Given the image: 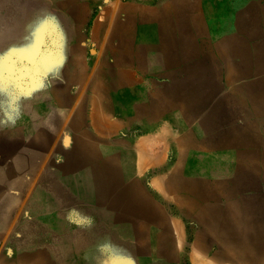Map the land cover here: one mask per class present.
Instances as JSON below:
<instances>
[{
	"label": "crops",
	"instance_id": "1",
	"mask_svg": "<svg viewBox=\"0 0 264 264\" xmlns=\"http://www.w3.org/2000/svg\"><path fill=\"white\" fill-rule=\"evenodd\" d=\"M110 3L101 22L95 21L89 28L88 41L98 49L93 64H83L84 46L75 40L70 48L75 47V53L69 54L73 63L63 72L64 86L72 89L76 84L74 93L82 95L84 102L75 97L48 103L44 119L39 121L43 153L31 175L8 165L18 150H7V160L0 162V199L18 197L19 213L11 216L8 208L0 209V264H179L191 252L187 248L190 226L184 215L196 205L190 192L195 187L189 178L176 181V174L183 175L184 169L167 164L169 155L188 153L184 143L192 138L187 133L182 149H175V112L176 120L181 121L176 124L197 126L199 131L203 127L200 144L213 141L216 152L231 158L238 156L239 125L264 126V45L241 33L243 26L238 24L235 34L215 41L213 52L196 57L198 62L212 64L190 86L189 54L182 55L185 64L178 70L160 67L174 59L170 49L173 31L163 27V6L154 0ZM243 21L246 29L253 28L248 12ZM147 35L155 41L144 42ZM147 44L165 49L153 54L142 48ZM144 63L155 64L147 72ZM223 63L227 64L223 67ZM147 92L167 95L172 101L165 102L163 113L151 107L147 114L141 100ZM191 94H201L192 108ZM211 120L213 140L205 128ZM22 124H26L24 118ZM138 126L146 128L137 132ZM262 135L264 140V128ZM141 146L149 154L138 151ZM139 158L149 166H138ZM219 180L212 191L208 187L205 193L198 192L197 212L204 213L201 219L208 223L220 222L222 214L229 213L231 203H223L227 209L222 208L220 189L228 192L226 202L238 197L239 189H248L242 182L235 181L232 187ZM18 184L25 185L22 194L17 193ZM18 254L27 255L26 261H15Z\"/></svg>",
	"mask_w": 264,
	"mask_h": 264
},
{
	"label": "rangeland",
	"instance_id": "2",
	"mask_svg": "<svg viewBox=\"0 0 264 264\" xmlns=\"http://www.w3.org/2000/svg\"><path fill=\"white\" fill-rule=\"evenodd\" d=\"M121 1L125 4L133 3V0ZM110 2L111 0H0V141L6 151L42 148L44 142L38 141V130L41 128L39 121L44 119L48 103L73 100L75 97H79V102H84L82 95L74 93L76 84L72 85V89L64 86L63 72L73 63L69 60V54L75 53V47L70 49L75 40L84 46L86 59L83 64H93L91 59L98 54V49L93 42L88 41L89 28L93 22H101L103 12L111 6ZM154 3L163 6V27L167 26L173 31L170 49L174 59L169 63H160L161 66L158 63V66L178 70L185 64L181 61L182 55L189 54L191 60L186 62L189 65L186 70L190 76V86L197 84L201 80L198 75L212 64L198 62L196 57L213 52L215 41L235 34L238 24L243 26L241 33L249 34L258 44L264 45V0H154ZM247 12L253 22L252 29L244 27L243 18ZM164 32L165 30L163 38L166 36ZM148 36L143 39L144 42L149 44L155 41ZM134 37L135 40L139 39L137 35ZM148 44L142 48L153 54H160L165 49L160 44ZM136 48L140 49L132 47L133 50ZM152 64L155 63H144L147 72H150V65L154 66ZM226 64L223 63V67ZM72 72L74 74L75 69ZM221 91H226L224 82L221 84ZM199 95H190L191 108L197 105ZM166 96L143 93L141 100L147 108V114L151 107L158 109V112L164 110L165 102L172 101ZM23 118L26 120L24 126ZM174 120L175 149H182L187 133L192 138L189 144L184 143V149L188 153L169 155L167 164L184 169L183 175L176 174L179 178L176 181L181 183L182 177L189 178L190 185L195 187L190 192L196 205L191 206V213L184 215L190 226L187 248L192 251L190 255L184 254L179 264H260L264 250V126L239 125L238 135L242 134L244 137L238 136V156L231 158L216 152L213 141L204 140L200 144L198 135L203 132V127L199 131L197 126L179 125L181 121L176 120V112ZM211 122L212 120L206 121L205 128L208 133L206 135L213 140L214 127ZM145 128L136 127L137 132ZM12 139L15 142L6 141ZM177 141H182V144ZM30 174L31 172L28 175ZM217 178L228 186H232L235 181L242 182L248 189H239V196L226 202L225 195L228 192L220 186L222 189L218 194L222 204L231 203L229 213H223L220 222L208 223L201 219L203 213L199 212L198 215L197 212V202L201 200L198 199V192L205 193L204 190L208 187L212 191ZM4 208L8 207L0 209ZM222 208L227 209L226 204ZM226 256H231L232 259H226Z\"/></svg>",
	"mask_w": 264,
	"mask_h": 264
},
{
	"label": "bare ground",
	"instance_id": "3",
	"mask_svg": "<svg viewBox=\"0 0 264 264\" xmlns=\"http://www.w3.org/2000/svg\"><path fill=\"white\" fill-rule=\"evenodd\" d=\"M116 8V7H115ZM119 13V12H118ZM141 13V12H140ZM139 13V14H140ZM126 14V13H125ZM142 14V13H141ZM138 15V14H137ZM142 19V18H141ZM152 20V19H151ZM118 22V21H117ZM134 22V21H133ZM140 22V21H139ZM156 22V21H155ZM114 23H116V20H115V22ZM131 27V26H130ZM115 29V28H114ZM132 29V28H131ZM107 33V32H106ZM105 33V34H106ZM113 33V32H112ZM110 35H111V33H110ZM132 36V35H131ZM130 36V37H131ZM103 37H105V36H103ZM109 37V36H108ZM115 39H116V37H115ZM182 42V41H181ZM102 43H103V40H102ZM178 48V47H177ZM177 52H178V50H177ZM180 53V52H179ZM178 55V54H177ZM107 70H105V72H106ZM95 72V71H94ZM97 74V73H96ZM98 75V74H97ZM74 76V75H73ZM103 76V75H102ZM104 77V76H103ZM106 78V77H105ZM107 79V78H106ZM76 80V79H75ZM102 81V80H101ZM103 83V82H102ZM96 85V84H95ZM96 87V86H95ZM104 87V86H103ZM92 88H94L93 86H92ZM96 89V88H95ZM93 95V94H92ZM95 102H96V100H95ZM100 103V102H99ZM95 104V103H94ZM93 104V105H94ZM95 106V105H94ZM117 106V105H116ZM114 107V106H113ZM149 111H151V110H149ZM154 111V110H153ZM158 111V110H157ZM122 113V112H121ZM150 114V113H149ZM153 114H155V113H153ZM95 116H96V113H95ZM94 116V117H95ZM94 117H93V119H94ZM73 121V120H72ZM77 121V120H76ZM94 121V120H93ZM152 124V123H151ZM35 125V124H34ZM97 125V124H96ZM37 126V125H36ZM112 126V125H111ZM110 127V126H109ZM113 128V127H112ZM165 128V127H164ZM198 128V127H197ZM35 129V128H34ZM149 130H151V128L149 129ZM39 131V130H38ZM98 131H100V130H98ZM102 131V130H101ZM148 131V130H147ZM167 131H168V129H167ZM163 133V132H162ZM169 134V133H168ZM24 135V134H23ZM28 135V134H27ZM239 136V135H238ZM241 136H242V134H241ZM23 137V136H22ZM184 137V136H183ZM244 136H242V138H243ZM239 138V137H238ZM246 138V137H245ZM145 139H148L147 137L145 138ZM150 139V138H149ZM152 139V138H151ZM154 139V138H153ZM240 139V138H239ZM242 140V139H241ZM245 140V139H244ZM248 140V139H247ZM47 141V140H46ZM49 142V141H48ZM157 142V141H156ZM68 143V139H66L65 141H64V144L66 145ZM152 143V142H151ZM179 143V142H178ZM236 143V142H235ZM249 143H250V141H249ZM2 144H3V142H1L0 141V162H2L4 159H6V155H7V151L4 149V148H2ZM140 144V143H139ZM155 144V143H154ZM158 144V143H157ZM236 144H238V143H236ZM245 144H246V142H245ZM136 145H137V143H136ZM147 145V144H146ZM164 145V144H163ZM197 145V144H196ZM248 145V144H247ZM40 146V145H39ZM42 146V145H41ZM149 146V145H148ZM148 146H146V147H148ZM234 146V145H233ZM135 147V146H134ZM150 147V146H149ZM165 147V146H164ZM186 147V146H185ZM102 148V147H101ZM138 148V147H137ZM136 148V149H137ZM141 148L142 149H137L138 151H140L141 152V150H143L144 149V147L143 146H141ZM189 148V147H188ZM147 149V148H146ZM154 149V148H153ZM29 150V151H28ZM46 150V149H45ZM155 150V149H154ZM144 151V150H143ZM142 151V152H143ZM147 151H149L148 149H147ZM151 151V150H150ZM27 152H29V154H27ZM141 152V153H142ZM145 152V151H144ZM152 152V151H151ZM43 153V150H42V148L40 149V148H34V147H29V148H22V150H19V152L16 154H14L15 155V157L14 158H12V161H10V163L8 164L13 170H17L18 169V171H24V172H26V174H29V172H31V174L33 173V172H35L36 171V169H37V165H38V161L40 160L39 158V155L40 154H42ZM145 153H147V154H149L148 152H145ZM153 153V152H152ZM144 154V153H143ZM147 154H145V155H147ZM161 155V154H160ZM159 155V156H160ZM142 157V156H141ZM152 157V156H151ZM237 157V156H236ZM146 158H147V156H146ZM155 159H157V158H155ZM7 160V159H6ZM149 160V159H148ZM85 162H86V160H85ZM84 162V163H85ZM119 162V161H118ZM149 162V161H148ZM89 163V162H88ZM136 163H138L139 165L138 166H140L141 168H147V166H149V164L148 163H146L145 162V159H143V158H139V162H136ZM92 164V163H91ZM120 164V163H119ZM69 166V165H68ZM87 166V165H86ZM136 166V165H135ZM137 166V167H138ZM136 167V168H137ZM151 167V166H150ZM82 168V167H81ZM88 168V167H87ZM118 170V169H117ZM121 170V169H120ZM137 170H139L140 171V169L138 168ZM136 170V171H137ZM78 171V170H77ZM85 172V171H84ZM143 173V172H142ZM30 174V175H31ZM37 174V173H36ZM167 174H169V173H167ZM17 176H18V174H16ZM116 175V174H115ZM115 175H114V177H115ZM124 175V174H123ZM33 176V175H32ZM161 176V175H160ZM173 176V175H172ZM121 179V178H120ZM161 180H162V178H161ZM96 181V180H95ZM126 181V180H125ZM158 181H159V179H158ZM191 182V181H190ZM158 183V182H157ZM23 186H25L24 184H18L17 185V189H18V191H19V193L18 194H22V192H23ZM94 186V185H93ZM83 187V186H82ZM118 187V186H117ZM143 187V186H142ZM35 188V187H34ZM96 188V187H95ZM99 188V187H98ZM172 188V187H171ZM115 189V188H114ZM159 189V188H158ZM39 190V189H38ZM101 190V189H100ZM99 190V191H100ZM161 190V189H160ZM25 191V190H24ZM98 191V192H99ZM162 192V191H161ZM95 193V192H94ZM147 193V192H146ZM163 193V192H162ZM167 193V192H166ZM37 194V193H36ZM161 194V193H160ZM165 194V193H164ZM171 195V194H170ZM4 196V195H3ZM47 196V195H46ZM28 197V196H27ZM168 196H166V198H167ZM14 197H3V198H1L0 199V208L1 207H3V206H7L8 207V213H9V215H15V214H19V213H16V209L14 208L15 206H16V202H17V199H18V197H17V199L16 198H14ZM21 199V198H20ZM25 199V198H24ZM29 199V198H28ZM26 200V199H25ZM168 200V199H167ZM185 200V199H184ZM196 200V199H195ZM36 201V200H35ZM48 201V200H47ZM190 201V200H189ZM22 202V201H21ZM50 202V201H49ZM169 202V201H168ZM200 202V201H199ZM9 203H11V204H9ZM28 203V202H27ZM34 203V202H33ZM167 203V202H166ZM210 203V202H209ZM37 204V203H36ZM205 204V203H204ZM252 204V203H251ZM21 205V204H20ZM34 206V205H33ZM208 206V205H207ZM29 207V206H28ZM44 207H45V205H44ZM50 207H52V206H50ZM21 208V207H20ZM34 208V207H33ZM46 208V207H45ZM189 208V207H188ZM31 208H29V210H30ZM36 209V208H35ZM179 209V208H178ZM34 210V209H33ZM199 210H201V209H199ZM23 211V210H22ZM28 211V209L26 210L25 209V211H24V214L26 215V212ZM190 211V210H189ZM18 212V211H17ZM38 212V211H37ZM167 212H168V210H167ZM186 212V211H185ZM21 213V212H20ZM118 214V213H117ZM204 214V213H203ZM28 215V214H27ZM199 215V214H198ZM31 217V216H30ZM19 218V217H18ZM126 218V217H125ZM119 219V218H118ZM170 219V218H169ZM210 219V218H209ZM223 219H225V218H223ZM222 219V220H223ZM171 220V219H170ZM117 221V220H116ZM225 221V220H224ZM227 221V220H226ZM29 222V221H28ZM34 222V221H33ZM134 222V221H133ZM222 223H223V221H222ZM228 223V222H227ZM26 224H28V223H26ZM173 224V223H172ZM224 224V223H223ZM148 226V225H147ZM224 226V225H223ZM39 227V226H38ZM230 227V226H229ZM176 228H177V226H176ZM179 228H180V226H179ZM151 229V228H150ZM216 229V228H215ZM147 230V229H146ZM155 230V229H154ZM211 230V229H210ZM32 231H34V230H32ZM157 231V230H156ZM183 231V230H182ZM218 231V230H217ZM37 232V231H36ZM39 232V231H38ZM117 232V231H116ZM150 233V232H149ZM155 233V232H154ZM36 234V233H35ZM142 234V233H141ZM32 235V234H31ZM133 235V234H132ZM140 235V234H139ZM167 235V234H166ZM175 235H176V233H175ZM24 236V235H23ZM169 236V235H168ZM181 236V235H180ZM177 237V236H176ZM183 238V237H182ZM259 239V238H258ZM122 240V239H121ZM171 240V239H170ZM178 240V239H177ZM41 241V240H40ZM172 242V241H171ZM178 242H179V240H178ZM133 243V242H132ZM168 244V243H167ZM178 244H180V243H178ZM130 245V244H129ZM195 245V244H194ZM197 245V244H196ZM254 245V244H253ZM42 246V245H41ZM162 246V245H161ZM184 246V245H183ZM199 246V245H198ZM45 247V246H44ZM167 247V246H166ZM165 247V248H166ZM171 247V246H170ZM182 248V247H181ZM196 248V247H195ZM52 249V248H51ZM175 249V248H174ZM194 249V248H193ZM171 250H172V248H171ZM192 251V250H191ZM261 251V250H260ZM200 252V251H199ZM62 253V252H61ZM242 253V252H241ZM168 254V253H167ZM171 254V253H170ZM172 255V254H171ZM261 255H263V257H262V259H261V261L259 260V262H260V264H264V250H263V252H262V254ZM27 255H25V254H18L17 256H16V259H15V261H18V262H24V261H26V259H27ZM5 258V257H4ZM3 258V259H4ZM226 259H232L231 258V256H226ZM234 259V258H233ZM223 260V259H222ZM35 261V260H34ZM219 261H221V260H219ZM214 262V261H213ZM22 264V263H21ZM26 264V263H25ZM240 264V263H239Z\"/></svg>",
	"mask_w": 264,
	"mask_h": 264
}]
</instances>
